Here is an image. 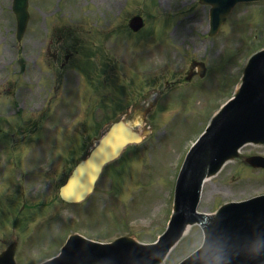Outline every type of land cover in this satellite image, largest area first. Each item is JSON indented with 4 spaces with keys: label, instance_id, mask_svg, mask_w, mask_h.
<instances>
[{
    "label": "rangeland",
    "instance_id": "obj_1",
    "mask_svg": "<svg viewBox=\"0 0 264 264\" xmlns=\"http://www.w3.org/2000/svg\"><path fill=\"white\" fill-rule=\"evenodd\" d=\"M261 3L236 6L225 29L209 40L210 7L199 0H31L28 28L18 41L13 0H0V126L11 118L4 144L14 147L8 159L17 163L2 166L8 160L0 152V174L16 186L2 194L4 178L0 188V199L9 197L0 200V251L17 238L18 263L33 264L57 253L73 229L109 238L132 232L153 241L169 219L186 150L240 80L247 58L264 45ZM135 14L147 24L138 34L128 27ZM65 53L71 59L64 62ZM87 55L105 67L95 73L102 84L72 70ZM201 60L208 76L185 82L190 71H200ZM153 106L152 136L107 167L86 202H63L65 175L111 121L127 110L135 121ZM14 107L21 116L3 111L18 114ZM74 111L75 121L69 117ZM261 192L263 170L230 161L204 186L200 209L214 211ZM202 240L194 226L166 264Z\"/></svg>",
    "mask_w": 264,
    "mask_h": 264
},
{
    "label": "water",
    "instance_id": "obj_2",
    "mask_svg": "<svg viewBox=\"0 0 264 264\" xmlns=\"http://www.w3.org/2000/svg\"><path fill=\"white\" fill-rule=\"evenodd\" d=\"M233 1L213 0L218 4L213 9L215 28ZM15 9L21 34L28 18L27 0H21L20 6L16 0ZM132 25L139 28L141 18L135 17ZM250 139L264 140V52L252 58L235 99L214 118L207 133L189 152L177 186V213L160 244L153 247V255L140 254L137 256L143 259L135 260L136 252L133 254V248L126 246L128 240L100 245L74 237L61 257L45 264H155L186 223L201 216L196 207L205 176L215 172L240 144ZM140 140L141 135L123 121L114 124L61 188L63 198L83 199L93 189L103 165L117 157L126 144ZM206 228L205 247L183 264H264V196L225 206ZM79 240L84 244L76 248L74 243Z\"/></svg>",
    "mask_w": 264,
    "mask_h": 264
},
{
    "label": "bare ground",
    "instance_id": "obj_3",
    "mask_svg": "<svg viewBox=\"0 0 264 264\" xmlns=\"http://www.w3.org/2000/svg\"><path fill=\"white\" fill-rule=\"evenodd\" d=\"M208 181H209V180L206 181V184H207ZM187 230H188V227H187L186 231H187ZM186 231H185V232H186Z\"/></svg>",
    "mask_w": 264,
    "mask_h": 264
}]
</instances>
